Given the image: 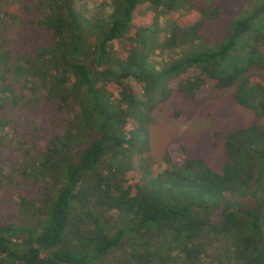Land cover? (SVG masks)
I'll return each mask as SVG.
<instances>
[{
	"label": "trees",
	"instance_id": "trees-1",
	"mask_svg": "<svg viewBox=\"0 0 264 264\" xmlns=\"http://www.w3.org/2000/svg\"><path fill=\"white\" fill-rule=\"evenodd\" d=\"M75 1L29 0L24 18L16 15V26L5 30L1 15L8 13H0V112L17 110L21 92L43 88V103L32 111L38 120L29 128L46 137L35 156L24 150L19 170L33 193L5 199L16 215L0 224V264H92L125 244L126 264H264V126L257 121L264 116V86L252 72H264V0H246L222 20L235 22L211 50L202 49L210 44L199 32L218 21L216 8L201 6L210 0L192 6L149 0L154 12L147 4L145 18L159 20L179 7L178 16H198L159 26L146 52L130 39L141 34L146 44L148 23L132 24L144 0H93L86 17ZM117 41L122 57L110 49ZM181 47L193 52L174 63ZM158 49L171 54L159 68L153 64ZM194 66L195 74L160 91L167 73ZM128 79L140 95L132 94ZM203 86L230 89L235 104L255 118L223 135L219 168L176 144L156 169L140 163L138 170L132 161L147 148L151 109L171 92L192 99ZM116 155L127 160L117 163ZM106 156L114 163L104 166ZM111 211L130 226L110 233L96 221ZM20 218L22 225L15 223Z\"/></svg>",
	"mask_w": 264,
	"mask_h": 264
},
{
	"label": "rangeland",
	"instance_id": "rangeland-1",
	"mask_svg": "<svg viewBox=\"0 0 264 264\" xmlns=\"http://www.w3.org/2000/svg\"><path fill=\"white\" fill-rule=\"evenodd\" d=\"M92 1L76 0L75 7L86 17L89 14L88 10H90ZM183 1L185 5L192 6L198 4L200 0H180L181 3ZM245 1L234 0L224 4L217 0H210V2L204 3L207 6L201 5L202 8L212 7L218 10V21L214 20L211 25L207 26L203 24L200 27L199 32L201 36H204L202 40L210 44L208 47L205 45L201 46L202 49L211 50L214 44L224 39L235 21L232 19L233 21L230 24V21L225 20L222 22V20L227 19L230 14L234 17L240 8H245L247 4V1ZM28 2L29 0H5V2L0 0V13H8L1 15L3 17L2 24L4 30L5 27L11 26L13 28L16 26L13 20L16 21V15L18 17L23 15L22 4H27ZM147 4L150 5L149 11L153 14L154 7L151 2L144 0L137 5L132 17L133 25L146 22L148 23L147 26H149V31L144 34L146 44L142 41L143 35L133 36V33L130 34L133 46L138 52H146V49L149 47L153 48L152 41L154 39L157 41L159 26L164 25L169 27L172 22L176 24V22L181 20L182 15L187 16L190 20H194L198 16L197 13L186 15V12H182V15L178 16L182 10L179 7L175 12L166 17H160L159 20L158 15L145 18L144 8ZM225 8L227 9L226 12L224 11ZM11 15L14 19H11ZM22 18H24V15ZM17 23L21 26L24 22L20 20ZM208 29L209 31L206 32ZM33 31H36V27ZM196 48L199 49V45H195L194 49ZM110 49L113 53H117L119 57H122L125 53L122 41L113 42L110 45ZM179 50L178 55L172 56V58H175L174 63L180 62L179 60L189 56L193 52L190 47H181ZM156 55L157 57L153 58V64L158 68L163 61L167 62L171 57L169 52L161 49L156 50ZM173 62L170 63L174 64ZM196 69L197 66L174 68V70L161 78L162 81H159L160 91H167L175 86L180 79L186 77V75L195 74L197 72L195 71ZM252 72L264 86V72ZM128 84L133 95H140L142 93L140 86L134 80L128 79ZM21 93L24 96V101L17 103V110H9L7 107L3 108L5 110L0 112V224H4L6 221L11 222L9 218L10 214L16 215V209L13 205H10V202L6 203L5 199L7 197H10L11 200H16L17 196L31 195L33 193L32 182L27 178L23 179V176L19 173L21 167L24 166V159L26 158L24 150L33 157L36 153L43 151L45 147L46 137L37 135V131L30 130L31 128H29L32 122L34 124L38 120V116L34 117L32 111H35V107L43 103L44 89L41 88L32 93L27 91ZM147 102L148 99L145 98L143 103ZM174 111L178 112L177 118L172 116ZM149 117L150 121L147 123V148L135 156L132 161L138 170H140V163L146 167L156 169L159 160L163 157L164 151L168 150L170 152V149H173V146L176 144L182 145L188 155L202 158L209 167L216 170L224 160L222 151L223 135L233 128L244 127L255 121L252 111L235 104L231 97L230 89L216 90L208 86H203L200 92L192 99H186L177 92H171L164 101L157 103L151 109ZM257 121H260L264 126V116L261 119H257ZM129 152L134 153L135 151L131 150ZM115 159L117 163L127 160L125 156L121 158L118 155H116ZM112 160V157H104V166H109L108 163H114ZM104 166L100 170L101 174L105 173ZM102 215L100 216L101 219L96 217L98 219L96 221L99 224L105 223L109 227L110 233L118 227L130 226V220L118 216L116 211H111L108 214L102 213ZM16 220V224H24L21 218L19 221ZM129 249L130 245H122L108 252L103 259L93 261L92 264H126L127 255L130 253Z\"/></svg>",
	"mask_w": 264,
	"mask_h": 264
}]
</instances>
